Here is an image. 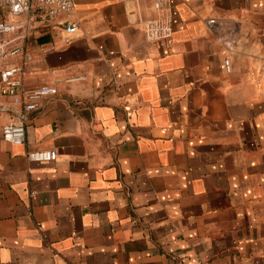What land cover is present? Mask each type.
<instances>
[{"label": "crops", "instance_id": "1", "mask_svg": "<svg viewBox=\"0 0 264 264\" xmlns=\"http://www.w3.org/2000/svg\"><path fill=\"white\" fill-rule=\"evenodd\" d=\"M74 3L9 60L58 92L21 145L0 112V264H264V0Z\"/></svg>", "mask_w": 264, "mask_h": 264}, {"label": "built area", "instance_id": "2", "mask_svg": "<svg viewBox=\"0 0 264 264\" xmlns=\"http://www.w3.org/2000/svg\"><path fill=\"white\" fill-rule=\"evenodd\" d=\"M128 3L134 0H109ZM169 0H155L158 10L168 8ZM0 7H6L11 20L0 21V91L8 96L11 103L0 104V112H8L14 120L7 123L2 130L4 141L21 145L26 140V120L38 109L41 99L57 94L58 87L47 84L29 89L24 86L19 75L21 66L12 65L9 60L24 54V48L15 42L25 39L41 26H51L55 19L63 15H70L75 8L74 0H0ZM65 33L64 41L69 43L73 34L78 30V24L72 20H65L62 24ZM211 29L218 27V21L211 18L207 21ZM144 33L148 41L170 40L173 34V24L169 19H150L145 22ZM14 35V36H12ZM7 37V38H5ZM225 67L231 71L230 59L225 60ZM55 150L30 151L29 161L35 163H49L57 159Z\"/></svg>", "mask_w": 264, "mask_h": 264}]
</instances>
